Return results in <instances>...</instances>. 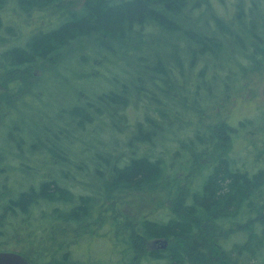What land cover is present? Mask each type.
Returning a JSON list of instances; mask_svg holds the SVG:
<instances>
[{"label":"trees","instance_id":"16d2710c","mask_svg":"<svg viewBox=\"0 0 264 264\" xmlns=\"http://www.w3.org/2000/svg\"><path fill=\"white\" fill-rule=\"evenodd\" d=\"M263 63L264 0H0V128L49 83L76 82L68 106L32 116L33 142L17 122L0 152V252L111 264L70 247L116 212L113 264H264V108L233 123L219 106L253 90ZM104 131L106 152L76 147Z\"/></svg>","mask_w":264,"mask_h":264},{"label":"rangeland","instance_id":"374dc122","mask_svg":"<svg viewBox=\"0 0 264 264\" xmlns=\"http://www.w3.org/2000/svg\"><path fill=\"white\" fill-rule=\"evenodd\" d=\"M230 1V0H229ZM75 4H81L83 0H73ZM230 3V2H229ZM235 5L234 4H229L228 7L224 8L222 11L223 15L226 18H230L233 13H234ZM220 11V10H219ZM256 68H261L260 75L258 76L257 79V85L255 88L251 91H247L246 89H238V100H231L227 104H219L221 108L224 109V116L225 119H227L229 122L233 123H238L240 120H244L245 116L247 118L252 119L253 116L255 115V109L258 108H264V95H263V90H264V63L261 66H258ZM43 71L42 70H37L35 71L36 78L32 79L33 81L39 80L40 77H43ZM71 81L65 82V84L59 82H51L48 85H51V88L48 89L47 95H48V100H44L41 102V104H36V102H30L27 104L25 111L21 116L14 115L10 117L6 125L0 128V152H8V150H11L12 145L17 141V138L15 141H13L11 138H9L10 133L13 130V126L18 122L20 125L23 126V129L25 130L24 135L25 139L29 138V135L34 134L31 132L39 130V127L41 126L43 119L38 118L37 116L32 117L33 115H36L37 113L43 114V116L50 115L52 116L54 112L58 113L59 109L62 107L68 106L67 101H63L62 98L63 96H66L68 93L73 92L74 89V83ZM94 87H99L103 86L104 84H97L93 83ZM93 87V88H94ZM52 92V94H51ZM247 92H249V95H246ZM254 93H256V97H253ZM245 96V98L243 97ZM253 97L252 100H250ZM255 98V100H253ZM198 101L199 98H197ZM233 102V103H232ZM29 105V106H28ZM208 108H211V106H208ZM1 112V111H0ZM53 113V114H52ZM221 111L219 110L218 114H220ZM128 114L130 117V121L132 123H135L137 120H142L141 112L137 109H132L130 108L128 110ZM17 116V117H16ZM42 116V117H43ZM222 116V114H221ZM181 119L177 122L179 124H182V121L184 118H186V113H182L180 116ZM0 118H1V113H0ZM182 120V121H181ZM39 133V132H38ZM116 136L110 132V131H104L99 135L92 134V136L88 139H83L81 145H77L76 147L81 148V147H93L91 148V152L94 153L95 151H103L106 152V149H103L104 145H107L108 143H112L115 141ZM30 141H34L35 139L29 138ZM32 141V142H33ZM242 145L238 144V147H241ZM227 150V148H232V143H229V141L225 142L224 146ZM76 152V151H75ZM226 153V151H225ZM37 156L41 160H45L47 155L46 153L41 155V153H37ZM35 158H37L35 156ZM210 158H214L213 154H211ZM86 162H88V167L90 170L93 169V166H91V158L85 159ZM88 160V161H87ZM44 166V165H43ZM23 175H20L18 172L16 175H14L12 178L19 180V182H23ZM27 178V177H26ZM96 179V176L90 174V178L87 180V183L93 184ZM183 180L181 181V183ZM144 195V194H142ZM158 195V192H155V196ZM137 200V199H136ZM134 207H130L126 209V213L130 214L132 216L133 214L135 215L136 212L139 210H143L145 207V204H141L140 202L136 201ZM147 208L150 210L152 209L153 206L151 204L147 203ZM141 208V209H140ZM156 215H154V218H163V216H159L157 212H155ZM117 215L116 212L114 213H106L101 219L100 223H98L93 230V233L91 235L86 234L85 232H81V235L83 239L79 238L78 241H75L73 243V247H70V251L72 256L77 258L79 261H98V262H103L107 261L111 264L117 262L119 258L121 257V250L124 248V244L121 241V238L118 237V240L115 242L113 236H110V232L112 231V226L113 222L115 221V216ZM119 216V215H118ZM153 216V214H152ZM121 216H119L120 218ZM123 231V230H122ZM125 235V234H124ZM78 236V235H77ZM115 236V234H114ZM113 240H112V238ZM233 239V238H232ZM236 241V238L231 240L227 246L232 245ZM79 244V245H78ZM161 246L160 244L157 245V247ZM168 246V242H167ZM22 249V248H20ZM37 248L33 249L31 251V254L35 256V253ZM36 261L39 262L41 258H34ZM91 263V262H90ZM151 264V263H147ZM155 264V263H154Z\"/></svg>","mask_w":264,"mask_h":264},{"label":"water","instance_id":"95a60500","mask_svg":"<svg viewBox=\"0 0 264 264\" xmlns=\"http://www.w3.org/2000/svg\"><path fill=\"white\" fill-rule=\"evenodd\" d=\"M116 1V0H112ZM264 95V90H263ZM160 244V248L165 249L167 242L163 240H157L154 245ZM0 264H33L29 259L16 252H0Z\"/></svg>","mask_w":264,"mask_h":264}]
</instances>
